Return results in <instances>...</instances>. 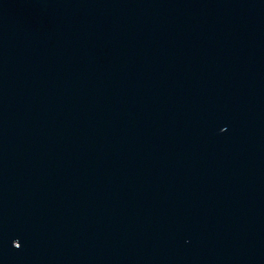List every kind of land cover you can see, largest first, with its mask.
I'll return each mask as SVG.
<instances>
[{
	"label": "water",
	"instance_id": "1",
	"mask_svg": "<svg viewBox=\"0 0 264 264\" xmlns=\"http://www.w3.org/2000/svg\"><path fill=\"white\" fill-rule=\"evenodd\" d=\"M0 264H264V0H0Z\"/></svg>",
	"mask_w": 264,
	"mask_h": 264
}]
</instances>
